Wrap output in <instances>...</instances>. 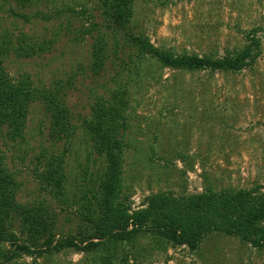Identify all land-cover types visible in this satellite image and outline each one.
<instances>
[{
	"label": "rangeland",
	"instance_id": "rangeland-1",
	"mask_svg": "<svg viewBox=\"0 0 264 264\" xmlns=\"http://www.w3.org/2000/svg\"><path fill=\"white\" fill-rule=\"evenodd\" d=\"M98 6L99 0H33L24 6L0 0V39L8 35L13 46L19 34L28 36L27 43L52 41L49 50L30 57L12 51L5 65L13 78L29 75L35 84L63 83L75 76L74 87L64 91L73 113H88L96 97L108 98L118 85L125 86L129 128L122 180L131 211L144 208L146 199L159 193L184 197L205 189L264 192V0H134L132 4L128 25L133 32L174 55L215 59L242 49L253 32L258 58L238 72L170 69L146 56L124 64L126 73L115 76L111 69L117 61L107 52L105 73L92 76L81 67L90 59L92 39L79 40L76 30L90 19L104 23ZM82 10L86 12L79 14ZM68 21L71 28L66 29ZM133 51L126 49L125 54ZM26 126L25 141L9 142L7 152L9 165L23 182L18 199L30 202L44 193L58 214V227L63 233L72 232L77 223L74 212L96 191L93 181L103 171V160L91 155L81 133L72 138L49 136V118L41 102L30 107ZM39 151L65 154L68 183L58 199L39 191L33 160ZM136 242L140 254L128 264H264V249L222 233L206 236L195 250L149 234ZM84 260L83 253L71 248L17 259L25 264H84Z\"/></svg>",
	"mask_w": 264,
	"mask_h": 264
},
{
	"label": "trees",
	"instance_id": "trees-1",
	"mask_svg": "<svg viewBox=\"0 0 264 264\" xmlns=\"http://www.w3.org/2000/svg\"><path fill=\"white\" fill-rule=\"evenodd\" d=\"M14 1L24 6L33 0ZM133 2L99 0L98 9L105 18L104 23L90 19L86 27L76 30L79 40L86 36L92 39L90 59L87 65H81L82 71L88 69L92 76L103 75L107 52L117 61L114 64L117 67L111 69L114 74L126 73L124 64L135 57H151L170 69L223 72H238L252 66L258 58L253 32L247 36L249 43L242 49L228 50L215 59L160 50L128 25ZM85 12L82 10L79 14ZM66 24V29L71 28L69 21ZM16 38L14 46L8 35L0 39V131L3 133L0 138V264H25L17 261L22 255L39 258L68 248L83 253L84 264H128L140 254L137 238L147 234L195 250L206 236L216 232L238 238L255 249H264V192L258 190L213 192L205 189L200 194L184 197L159 193L147 198L144 208L131 211L129 193L123 188L122 180L124 136L129 128L125 86L121 89L118 85L109 92L108 98L96 97L88 113H73L66 92L74 87L75 76L71 77L73 81L43 85L35 84L29 75L17 79L10 75L5 60L12 51L30 57L36 51L49 50L53 44L44 39L41 45L33 39L27 43L25 34ZM126 49H134L136 53L125 54ZM112 80L117 84L114 76ZM129 80L125 82L129 84ZM36 102L43 104L48 115L49 136L72 138L81 133L80 138L91 149V155L103 160V171L93 181L96 191L91 197L86 196L74 212L77 223L73 233H63L58 227V214L44 193L42 198L30 202L18 199L23 182L18 180L19 173L14 166L9 165L7 152L9 142L25 141L29 109ZM44 153L39 151L33 157L37 167L42 166L39 171L37 167L34 169V175L39 191H49L58 199L68 183L66 157L64 153ZM118 245H122L121 250Z\"/></svg>",
	"mask_w": 264,
	"mask_h": 264
}]
</instances>
